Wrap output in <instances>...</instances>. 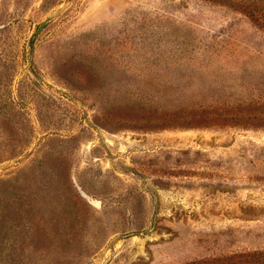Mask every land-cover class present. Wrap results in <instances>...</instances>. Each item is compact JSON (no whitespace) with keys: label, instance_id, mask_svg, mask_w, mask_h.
I'll return each instance as SVG.
<instances>
[{"label":"rangeland","instance_id":"1","mask_svg":"<svg viewBox=\"0 0 264 264\" xmlns=\"http://www.w3.org/2000/svg\"><path fill=\"white\" fill-rule=\"evenodd\" d=\"M0 0V264H264V0Z\"/></svg>","mask_w":264,"mask_h":264},{"label":"water","instance_id":"2","mask_svg":"<svg viewBox=\"0 0 264 264\" xmlns=\"http://www.w3.org/2000/svg\"><path fill=\"white\" fill-rule=\"evenodd\" d=\"M71 2L72 0H66L62 7L45 17V19L37 26L36 33H38L44 27V25L49 22L55 15H58L63 12L70 5Z\"/></svg>","mask_w":264,"mask_h":264}]
</instances>
